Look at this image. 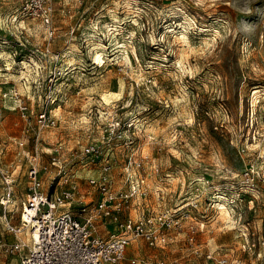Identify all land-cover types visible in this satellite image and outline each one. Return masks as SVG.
<instances>
[{
	"label": "rangeland",
	"instance_id": "rangeland-1",
	"mask_svg": "<svg viewBox=\"0 0 264 264\" xmlns=\"http://www.w3.org/2000/svg\"><path fill=\"white\" fill-rule=\"evenodd\" d=\"M25 2L0 0V166L16 185L7 217L18 223L39 132L45 189L67 178L94 201L88 179L105 160L113 190L139 187L118 219L95 217L99 234L127 216L180 212L163 246L130 243L139 264H210L206 250L264 264V0H46L50 39ZM46 106L55 123L39 128ZM88 143L104 151L86 154ZM3 213L0 241H11Z\"/></svg>",
	"mask_w": 264,
	"mask_h": 264
},
{
	"label": "built area",
	"instance_id": "built-area-1",
	"mask_svg": "<svg viewBox=\"0 0 264 264\" xmlns=\"http://www.w3.org/2000/svg\"><path fill=\"white\" fill-rule=\"evenodd\" d=\"M22 10L38 16L47 38L54 37L52 7L46 0H26ZM48 88L49 100L47 99L46 105L54 101L52 83H49ZM18 108L24 114L28 106L19 102ZM36 116L39 128L50 127L55 123V118L49 114L47 106L39 110ZM32 139L34 147L28 158L27 193L20 203L18 223H14L6 215L10 210L8 206L15 203V178L7 167L0 166L3 227L13 235L11 241H0V253L18 257L20 264H139L135 255H127L128 246L133 240L141 238L148 246H163L170 240L171 229L181 227L180 212L173 208H164L135 218L127 216L118 220L116 230L107 235L99 234L94 224L95 217L103 215L118 219L121 206L139 187L132 185L130 195L122 190H113L110 186L112 165L105 160L98 176L88 179L89 184L97 189L98 196L94 201L79 200L80 189L77 183L68 181L67 178L64 179L65 184L68 183L65 187L60 185L59 190L56 187L52 190L45 189L38 161V144L41 139L39 132ZM17 143L21 148L23 142ZM3 149L4 144L0 141V154ZM103 149L94 143H88L84 147L86 154L92 155L102 154ZM55 159L52 156V163ZM72 203L77 204L75 211L68 207ZM26 231L28 237H21ZM188 239L191 241L193 236L190 235ZM204 257L210 264L238 263L235 259L231 260L226 253L216 255L212 250H206ZM153 264L174 263L161 259Z\"/></svg>",
	"mask_w": 264,
	"mask_h": 264
},
{
	"label": "crops",
	"instance_id": "crops-1",
	"mask_svg": "<svg viewBox=\"0 0 264 264\" xmlns=\"http://www.w3.org/2000/svg\"><path fill=\"white\" fill-rule=\"evenodd\" d=\"M15 261H18V262H19L18 257H16V256H12L11 259H10V263L13 264ZM19 264H20V263H19Z\"/></svg>",
	"mask_w": 264,
	"mask_h": 264
},
{
	"label": "bare ground",
	"instance_id": "bare-ground-1",
	"mask_svg": "<svg viewBox=\"0 0 264 264\" xmlns=\"http://www.w3.org/2000/svg\"><path fill=\"white\" fill-rule=\"evenodd\" d=\"M222 206V205H221ZM222 209L224 208V207H221ZM225 209V208H224ZM226 213H227V211H225ZM27 235V234H26Z\"/></svg>",
	"mask_w": 264,
	"mask_h": 264
}]
</instances>
